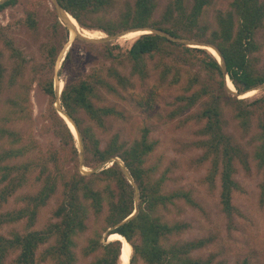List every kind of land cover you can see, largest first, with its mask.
<instances>
[{"label": "trees", "instance_id": "trees-1", "mask_svg": "<svg viewBox=\"0 0 264 264\" xmlns=\"http://www.w3.org/2000/svg\"><path fill=\"white\" fill-rule=\"evenodd\" d=\"M19 2L20 0L4 2L0 5V12ZM58 2L82 28L102 31L109 36L129 29L156 28L173 37L192 38L212 44L223 56L229 79L238 94L234 96L233 92L227 91L225 71L213 55L215 52L220 56L215 48L188 47L159 34L141 35L123 54L116 51L119 49L118 45H104L98 57L101 63L91 67V72L83 78H69L57 99L53 81L47 82L44 88L46 94L56 104L61 102L59 109L55 104L61 115L59 117L57 114L60 130L55 135L61 140L62 147L58 151L48 149L44 155L45 160L36 163L6 164L7 159L21 156V149L14 153L10 150L0 154V207L26 185L27 176L34 171L39 170L37 181L41 183L36 194L22 198L26 204L22 209L0 214V226L24 220L27 222L25 232H13L10 237L0 236V264H6L14 254L17 255L13 264H78L75 251L77 239L89 231L88 222L92 214L98 220L97 227L83 249L84 257L94 256L90 264L121 263L123 242L119 239L111 240L112 235L123 236L131 245L133 252L130 264L138 261L144 264H211L210 261L189 256L191 251L206 245L204 239L174 243L169 248L162 245L166 236L180 233L183 226L179 223L161 224L153 217L154 210L166 205V202L173 203L176 199H186L192 203L191 194L183 190L163 194L162 182L151 181L149 171L143 166L145 156L154 146L148 140V132L145 131L144 136L132 144L122 142L115 136L105 149H101L94 126L105 127L106 118L116 115L117 111L114 107L97 105V102L104 101L101 89L111 95H121L120 91L134 88L132 78L145 82L153 76V70L158 71L156 79L160 87H178L186 78L175 102L181 103L178 111L182 114L205 100L204 107L192 117L198 122L205 121V126L199 133L206 136V139L200 144L206 149L207 157L214 156V169L209 170L205 182L214 189L219 177L220 203L224 213L232 220L237 213L233 193L239 190L234 179L237 170L235 162L239 161L245 169H249L250 155L226 133L228 122L224 117V104L232 106L233 118L245 136L251 135V143L255 144L253 158L264 178V97L253 101L241 97L264 84V64L261 66L262 59L258 57L262 46L256 39L264 25V2L233 0L228 10H216L214 22H208L207 15L215 7L217 0H170L159 19H155L159 0L125 1L121 5L119 0ZM26 13L25 24L33 30L37 29L36 11L30 7ZM61 28L66 30L55 15L54 31ZM48 54L54 67L58 52L51 47L48 48ZM1 55L0 51V57ZM72 61L70 50L64 66L72 64ZM127 68L130 69L129 77L123 72ZM3 72L4 68L0 63V84ZM155 88H158V84ZM154 91L156 90H152L151 97L154 96ZM148 98L152 102L149 96ZM143 100L147 101V98ZM83 112L91 124L79 117ZM63 114L73 122L82 137L88 163L102 164L109 160L113 162L112 166L88 175H84L79 167H76L74 174L60 170L62 150L73 148L75 154H79L76 136ZM255 129L257 131L251 134ZM5 131L19 141L16 138L18 134ZM72 155L75 158L73 153ZM118 156L123 159L140 189V208L132 218L130 216L135 213V192L115 159ZM38 159L41 160L42 156ZM65 159L68 161L70 158ZM206 160L205 156L200 161L203 163ZM261 196L264 200V180L261 184ZM54 197H59L53 210L54 221L43 229L33 230L40 211ZM108 230L110 231L103 240ZM43 246L45 248L38 254Z\"/></svg>", "mask_w": 264, "mask_h": 264}, {"label": "rangeland", "instance_id": "rangeland-1", "mask_svg": "<svg viewBox=\"0 0 264 264\" xmlns=\"http://www.w3.org/2000/svg\"><path fill=\"white\" fill-rule=\"evenodd\" d=\"M125 1L133 2L134 0H119V5ZM169 1L159 0L155 19L161 17ZM232 1L217 0L215 7L208 12L207 21L214 22L216 10H228ZM261 1L264 2V0ZM30 7L37 14L38 27L35 30L29 28L24 21L27 9ZM55 15L57 12L52 0H20L16 6L0 12V51L2 53L0 63L4 68L0 84V154L10 150H13V153L18 149L23 150L21 156L18 155L16 159H7L6 164L36 163L45 160L44 155L48 149L58 151L62 147L61 140L55 135V132L60 130L59 117L61 115L57 108H60L61 102L56 104L52 97L46 94L44 88L47 82L53 81L55 88L56 82H62L64 87L69 78L73 80L83 78L85 74L91 72V67L101 63L98 57L104 45H118L119 49L116 51L123 54L140 37L127 41L124 38L125 34L120 38L97 43L74 36L75 39L71 38L73 42L71 41L72 44L68 50V52L72 51L73 61L65 67L64 57L68 54H64V51L72 33L64 25L66 30L61 28L57 32L54 31ZM80 28V33H78L86 39L98 40L109 36L102 31L88 30L81 26ZM83 29L89 33L85 34ZM183 39L209 44L192 38L183 37ZM256 39L262 46V51L258 56L262 59V66L264 64V25L259 30ZM51 47L58 52L57 64L54 67L48 54V48ZM215 55L217 59L220 58L219 55ZM123 72L124 75L130 76V69H123ZM151 73L153 76L145 82L132 78L134 88L120 91L121 95H111L104 89L100 90L104 101L100 100L97 105L114 107L117 111L116 115L106 118L105 127H95L92 124L95 128V135L100 140V148L105 149L115 136H118L122 142L132 144L139 141L145 131L148 132V140L154 146L152 151L145 156L143 166L149 171L151 181L162 182L163 194H171L179 190L191 194L192 203L186 199H176L173 203L166 202V205L158 206L154 210L153 217H156L161 224L179 223L183 226L180 233H173L164 238L162 241L164 247L169 248L174 243L204 239L206 245L191 251L189 255L191 258L210 261L211 264H243L244 262L264 264V200L261 196V184L264 178L253 158L255 144L251 143V135L245 136L238 122L233 118L232 106L224 104L226 107L224 117L228 122L225 127L226 133L232 136L236 143L250 155L249 169H245L239 161L235 162L237 170L234 179L239 185V190L233 193V203L237 213L231 220L224 213L220 203L219 177H217L214 189H211L205 182L209 170L214 169V156L207 157L206 149L202 146L203 144H200L206 139V136H201L199 133L204 128L205 121L198 122L197 119L192 118L201 107H204L205 100L192 110L179 114L181 103L175 102V97L181 93V85L186 83V78L178 87L169 89L164 85L160 87L156 79L158 71L153 70ZM157 84L158 88H155ZM153 89L156 91L151 97ZM229 93L232 92L229 91ZM148 96L152 102H149ZM145 97L147 101L143 100ZM263 97L264 88H258L256 94L245 98L253 101ZM79 117L87 124H91L84 112ZM257 123L256 115L255 124ZM5 130L18 134L16 138L19 141H16ZM256 131V129L253 130L251 134ZM75 140L78 155L75 154L73 148L61 151L59 167L63 172L74 174L76 167H79L84 175H88L113 165L109 160L102 164L88 163L82 137L75 138ZM249 142L250 145H248ZM72 153L76 160L72 157ZM41 156L42 159L39 160ZM205 156L207 160L202 163L200 160ZM65 158H70L71 161L70 159L66 161ZM115 159L119 162L135 192L134 211L137 214L141 203L138 182L131 175L123 159L119 156ZM38 174L39 170L27 176L26 185L0 207V214L22 209L26 205L22 198L36 194L41 188V183L37 181ZM59 197L51 199L48 205L40 211L33 230L43 229L54 221L53 210L56 208ZM97 222L98 220L92 214L88 222L89 231L77 239L78 246L75 251L78 264H90L94 259V256L84 257L83 249L97 227ZM26 227V220L0 226V236L10 237L13 232L23 233ZM110 230L104 234L103 240L106 239ZM44 248L45 246L41 247L38 254ZM16 255L9 257L6 264H13ZM120 264L124 262L121 260ZM135 264L144 263L138 261Z\"/></svg>", "mask_w": 264, "mask_h": 264}, {"label": "bare ground", "instance_id": "bare-ground-1", "mask_svg": "<svg viewBox=\"0 0 264 264\" xmlns=\"http://www.w3.org/2000/svg\"><path fill=\"white\" fill-rule=\"evenodd\" d=\"M5 1L6 0H0V5L3 4ZM70 15L71 14H69V15L66 14V20L68 21V23L70 24V26L74 28V29L71 30L72 39H73L74 36L76 35L75 34V31L76 32L77 31L79 32L81 30V28H80L79 23L76 21V19L73 18L72 15L71 16ZM82 31L86 32L85 34L89 33V31H87L85 29H83ZM149 32H151V31H147V30H142L141 31V30H139V31H136V32H129L128 34L125 35L124 38L127 41H133L134 39L138 38L139 36L144 35V34H148ZM70 44L67 45V47H66V49L64 51V54H66L68 52V50L70 48ZM213 53H214L213 55L217 59V57L215 55L216 53L215 52H213ZM217 60L220 63L223 61L222 59L221 60L220 59H217ZM227 88L230 90V92H233V93L237 92L234 84L231 82L230 79H227ZM55 89H56V92H57V97H59L60 96V93L62 92V89H63V83L62 82H56ZM257 92H258V88H255L250 93H248L246 95H243V98L252 96V95L256 94ZM63 118H65V120L67 121V123L69 125V128L71 129V131L73 132V134L76 136V138H80L79 132L76 129V127L73 124V122L69 118H67V116H65L64 114H63ZM115 239L116 240L119 239V240H121L123 242V249H122L121 260L124 262V264H130V257H131V254H132V247H131V245L121 235H112L111 236V240H115Z\"/></svg>", "mask_w": 264, "mask_h": 264}, {"label": "water", "instance_id": "water-1", "mask_svg": "<svg viewBox=\"0 0 264 264\" xmlns=\"http://www.w3.org/2000/svg\"><path fill=\"white\" fill-rule=\"evenodd\" d=\"M6 1H8V0H6ZM5 1V2H6ZM52 2H53V4H54V8H55V10H56V12H57V15H58V18H59V21L65 26V27H67V29L69 30V31H71L72 29H74L73 27H71L70 26V24L68 23V21L66 20V14L67 15H69V13L67 12V11H65L64 9H63V7L59 4V2H58V0H52ZM71 16V15H70ZM139 30H147V31H151V32H149L148 34H159V35H163V36H166L167 38H169L170 40H173V41H176V42H180V43H183V44H186V45H188V46H190V47H192L191 45H198V46H201V47H204V46H210V47H213V48H215L218 52H219V54H220V56H221V59L223 60L222 62H221V64H222V66H223V69H224V71H225V74H226V86H227V79H229V75H228V73H227V71H226V64H225V62H224V59H223V56L221 55V53H220V51L215 47V46H213V45H209V44H204V43H201V42H197V41H194V40H189V39H183V38H176V37H173V36H170V35H168V34H166L165 32H163V31H161V30H158V29H154V28H140V29H138V28H136V29H131V30H128V31H124V32H122V33H120V34H117V35H114V36H107L106 38H104V39H98V40H95V39H92V40H90V39H86V38H84V37H82L81 36V34H79L78 33V31L76 32L75 31V38H81L82 40H86V41H90V42H106V41H110V40H113V39H116V38H120V37H123V35H125V34H127V33H129V32H136V31H139ZM71 36H70V39H69V44L71 43ZM74 38V39H75ZM73 42V41H72ZM72 44V43H71ZM201 47H196V48H200V49H203V48H201ZM70 49V48H69ZM68 54V52L66 53V55ZM66 57V56H65ZM65 57H64V60H65ZM59 61V60H58ZM260 89H262V88H264V84H262V85H260V86H258ZM228 89V88H227ZM229 90V89H228ZM230 91V90H229ZM55 94H56V98H57V92H56V89H55ZM234 94H238V92H235ZM241 94H239V96H240ZM136 213H134L132 216H130V218H132L134 215H135ZM130 218H128V219H130Z\"/></svg>", "mask_w": 264, "mask_h": 264}, {"label": "built area", "instance_id": "built-area-1", "mask_svg": "<svg viewBox=\"0 0 264 264\" xmlns=\"http://www.w3.org/2000/svg\"><path fill=\"white\" fill-rule=\"evenodd\" d=\"M110 165H111V163H110Z\"/></svg>", "mask_w": 264, "mask_h": 264}, {"label": "clouds", "instance_id": "clouds-1", "mask_svg": "<svg viewBox=\"0 0 264 264\" xmlns=\"http://www.w3.org/2000/svg\"><path fill=\"white\" fill-rule=\"evenodd\" d=\"M111 163H113V162H111Z\"/></svg>", "mask_w": 264, "mask_h": 264}]
</instances>
